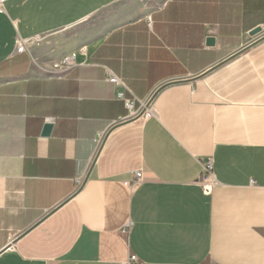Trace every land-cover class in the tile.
Here are the masks:
<instances>
[{
	"label": "crops",
	"instance_id": "0c3cea01",
	"mask_svg": "<svg viewBox=\"0 0 264 264\" xmlns=\"http://www.w3.org/2000/svg\"><path fill=\"white\" fill-rule=\"evenodd\" d=\"M132 256L264 264V0L4 2L0 264Z\"/></svg>",
	"mask_w": 264,
	"mask_h": 264
},
{
	"label": "built area",
	"instance_id": "2783aa9c",
	"mask_svg": "<svg viewBox=\"0 0 264 264\" xmlns=\"http://www.w3.org/2000/svg\"><path fill=\"white\" fill-rule=\"evenodd\" d=\"M6 0H0V12L3 11V4ZM149 27L151 24L149 23ZM16 51L18 53L26 52V46L23 42L18 40L16 42ZM87 49L86 47H81L78 51L68 54L64 56L59 62L53 64L52 70L53 72L63 73L72 70L73 68L77 67L79 64L77 63V56L83 55L86 56ZM108 81L118 87H123L122 83L119 81L118 78L111 75L108 78ZM120 99H123V94H119ZM125 106L127 108H131L133 106V102L129 100H124ZM152 114V109H146L144 112L145 116H150ZM201 177L199 180V186L202 188L205 194H212L215 187L218 185V182L214 176L213 172V162L211 159L206 160L205 162H201ZM81 181H77V184H81ZM143 183L142 173L140 171L131 172V182L128 183L131 189L138 188ZM131 262H136V258L134 256L130 257L129 261L125 264H130Z\"/></svg>",
	"mask_w": 264,
	"mask_h": 264
},
{
	"label": "water",
	"instance_id": "95a60500",
	"mask_svg": "<svg viewBox=\"0 0 264 264\" xmlns=\"http://www.w3.org/2000/svg\"><path fill=\"white\" fill-rule=\"evenodd\" d=\"M258 33H260V29H259V28L256 29V30H254V31H252V32H250V36L256 35V34H258ZM207 44H208L209 46H213V45H214V39H213V38L209 39V40L207 41ZM52 129H53V125H52V123L47 122V123L44 124V126H43V130H42L41 136H42V137H49V136L51 135V133H52Z\"/></svg>",
	"mask_w": 264,
	"mask_h": 264
}]
</instances>
